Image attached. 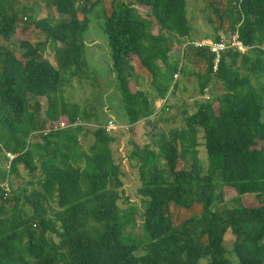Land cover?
I'll return each mask as SVG.
<instances>
[{"label": "trees", "instance_id": "trees-1", "mask_svg": "<svg viewBox=\"0 0 264 264\" xmlns=\"http://www.w3.org/2000/svg\"><path fill=\"white\" fill-rule=\"evenodd\" d=\"M9 1L0 0V177L7 185L0 186V264H232L228 232L238 264H264V96L255 85L264 75V0L206 4L213 41L224 37L220 32L237 34L251 50L226 52L212 73L207 48H185L184 56L190 49L202 64L194 94L202 98L213 81L222 93L195 102L194 113L183 110V126L168 131L160 127L169 122L162 112L151 120L148 94L130 75L135 70L161 101L186 91L174 77L192 74L190 61L170 59L173 41H192L186 0L112 1L101 8L126 126L136 136L145 122L151 139L131 141L129 155L144 209L142 244L123 234V173L111 135L118 129L97 128L84 149V125L99 119L62 95L69 78H90L84 35L101 0H41L48 14L26 24L53 43L55 64L16 38L29 29ZM39 99L46 102L43 112ZM6 153L14 155L9 168ZM19 167L32 180L13 189ZM193 206L198 213L188 214Z\"/></svg>", "mask_w": 264, "mask_h": 264}, {"label": "rangeland", "instance_id": "rangeland-1", "mask_svg": "<svg viewBox=\"0 0 264 264\" xmlns=\"http://www.w3.org/2000/svg\"><path fill=\"white\" fill-rule=\"evenodd\" d=\"M94 1L96 0H90V3ZM112 1H124L127 3L131 2V0H101L99 6L96 7V10H94V12L88 17L89 27L84 37L86 45L85 56L87 64L90 68V78L82 80L78 78H69V80H67V84L63 88L62 95L69 103L78 104L86 112L97 116L99 119V123L97 124L92 122L90 124L84 125V129L89 132V136L81 141L84 149H87L93 141L92 133L97 128L104 127L109 120H114L118 130L111 133V135L115 136L117 140L116 143L112 145V149L116 163L120 165L123 173V193L122 198L118 202V207L122 216L128 218V220L125 222L123 234L125 239L131 238L135 243L142 244L146 241L142 236L141 230V213L144 209L143 203L141 202V197L137 192L140 182L138 179L136 163L129 159V155L133 148L131 141H134L139 145H145L149 143L151 139L147 135V130L149 131V128L145 127V122H142L139 126H137V129L141 130L143 134L139 133L134 136L133 134L129 133L128 126H126V121L124 119L123 109L119 101L117 85L114 80V76L111 73L110 50L107 44L106 36L102 32L103 22L100 17L101 8H109V5ZM209 2H213V0H186L187 18L193 29L191 33L192 41H213L214 39L215 33L207 22L208 17L211 15V11L206 8V4ZM9 3L16 10V12H18L19 19L24 16L23 23H20V25L23 28L26 27V30L29 29L27 28L28 25L26 24L28 21H37L43 19L48 14L47 9L42 7L41 0H10ZM23 8L26 9L24 13L22 12V10H24ZM138 10L143 15L148 12L147 9L142 7H138ZM18 33L19 34H17L16 37L17 39L29 40L32 45L39 47V50L45 59H48L51 63L55 64L54 46L52 42L46 40L45 34H43L41 31L33 30V28L27 31L19 30ZM153 33L157 34V29H154ZM219 34L224 37L226 36L223 32H220ZM171 44L172 54L175 57V60H178V62L181 61L182 57L184 56V53L180 49L182 42L175 40ZM186 51L188 52L185 54V56L191 52L190 49H187ZM19 53L21 54L22 52H17V55H19ZM192 66L193 65L190 63L188 68L190 69ZM201 67L202 64L198 62L195 65L194 70L196 69L197 71H200ZM189 72H191V70ZM130 77L131 80H136L139 89H143L146 92H152L148 84L144 85L143 79L139 76V74L133 72ZM180 79H182L181 76ZM183 80L186 85L190 86L185 89V92L179 90L177 95L170 98L167 102H165V104H163L164 101L160 102L158 100H154L151 93H147L150 95L154 112L157 110L156 107L154 108L153 106L154 102H159L158 107L160 111L162 110L161 112L163 113V118L165 120H169V122L165 121L160 125L161 129L164 131L182 127V111L186 110L189 113L196 112L197 108L195 106V102L203 101L205 99L196 95L197 93L194 94V92L197 90L195 77L189 79L185 76L183 77ZM261 88L264 96V85ZM221 93V85L218 82L213 81L209 86L208 98H212L213 96ZM195 96H198L196 101L192 100ZM35 101L36 100H31L30 104L33 106ZM39 101L43 106V112L46 108V102L44 99H39ZM42 112L40 113L41 116H43ZM159 114V111H157L151 120L153 121ZM200 159L204 166V173L206 174L209 168V163L207 162L205 150L201 151ZM0 166L3 168L5 167L3 163L0 164ZM19 169L21 171L20 179H10L13 189L19 185L25 187L28 182L32 180L31 176L25 170H23L22 167H19ZM0 186L4 188L7 187L6 181L4 182L1 177ZM28 189L30 190L31 188L29 187ZM196 207L197 206H193L190 208L188 214H197L198 210ZM226 207L231 208L232 205L227 204ZM129 221L133 223L131 224ZM233 243V236L230 232H228L224 241V246L229 252L228 259L232 262V264H238L237 258L231 253Z\"/></svg>", "mask_w": 264, "mask_h": 264}, {"label": "built area", "instance_id": "built-area-1", "mask_svg": "<svg viewBox=\"0 0 264 264\" xmlns=\"http://www.w3.org/2000/svg\"><path fill=\"white\" fill-rule=\"evenodd\" d=\"M192 46L194 48H207L208 51L214 55V61L212 66V73H215L218 69V64L223 54L228 51L237 52L240 54H244L249 50V47H246L242 44V42L238 39L237 34L230 35L229 37H222L219 41H210V40H201V41H186V43L182 46V52H184L185 48ZM178 75H175L174 79H177ZM205 100L208 98V92L205 90V94L202 97ZM108 132L116 131L118 128L115 125L114 120H110L106 123L105 127ZM122 128V127H120ZM6 157L8 159L7 168L11 161L14 159V155L10 153H6Z\"/></svg>", "mask_w": 264, "mask_h": 264}, {"label": "crops", "instance_id": "crops-1", "mask_svg": "<svg viewBox=\"0 0 264 264\" xmlns=\"http://www.w3.org/2000/svg\"><path fill=\"white\" fill-rule=\"evenodd\" d=\"M182 41V40H181ZM186 41V40H185ZM188 41V40H187ZM183 43H184V41H182V45H180V49H182V46H183ZM264 46V45H263ZM261 47V49L264 51V47ZM251 49L249 48V50H247V52L248 51H250ZM182 51V50H181ZM246 52V53H247ZM170 59L171 60H175V57L173 56V54H172V51H171V53H170ZM185 59H189V61H190V63L193 65L192 67H190V69H191V73L192 74H190L189 76H186V77H188L189 79H191V78H194L195 76V73L196 72H198L196 69L194 70V68H195V65L199 62V61H197V59H193L192 58V55L191 54H187L186 56H185ZM185 63V62H184ZM184 63H182V64H184ZM186 64L187 65H189L190 66V64H188V61H186ZM133 65V64H132ZM185 65V64H184ZM134 66V65H133ZM190 69H189V71H190ZM134 72H136L135 70H134ZM137 73V72H136ZM138 74V73H137ZM140 76V75H139ZM142 79H143V82H144V85H146L147 83H146V81H145V79L142 77V76H140ZM182 78V77H181ZM178 79H180V76H178ZM176 80V81H179L180 83H181V79L180 80ZM136 81V80H135ZM255 81V80H254ZM256 83H255V85H256V87H258V88H261V87H263V85H264V75H262V76H260L259 78H258V80L257 81H255ZM195 83H196V78H195ZM190 85H186L185 83H184V80H183V78H182V83H181V85H180V87L181 88H184V89H187L188 87H189ZM209 88V87H208ZM143 90V89H142ZM146 92V91H145ZM146 93H151V95L153 96V98H154V100H158V101H160V102H163L164 101V103L165 102H167V101H165V100H162L161 101V99H159V98H155L154 96H155V94L153 93V92H146ZM148 97H149V100H150V102H151V99H150V95H148ZM197 97L198 96H195V97H193L194 99H192V100H194V101H196V99H197ZM172 98V97H171ZM169 99H170V97H169ZM153 100V101H154ZM159 102H154V108L156 107V111H155V114H156V112L157 111H159V113L161 112L160 111V109H159Z\"/></svg>", "mask_w": 264, "mask_h": 264}]
</instances>
